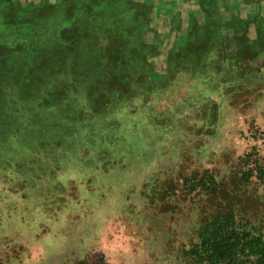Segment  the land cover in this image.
<instances>
[{"label": "rangeland", "instance_id": "1", "mask_svg": "<svg viewBox=\"0 0 264 264\" xmlns=\"http://www.w3.org/2000/svg\"><path fill=\"white\" fill-rule=\"evenodd\" d=\"M260 170L264 0H0V264L264 240Z\"/></svg>", "mask_w": 264, "mask_h": 264}, {"label": "trees", "instance_id": "2", "mask_svg": "<svg viewBox=\"0 0 264 264\" xmlns=\"http://www.w3.org/2000/svg\"><path fill=\"white\" fill-rule=\"evenodd\" d=\"M191 256L196 264H264V240L261 235L239 227L232 217H226L209 225L203 242Z\"/></svg>", "mask_w": 264, "mask_h": 264}]
</instances>
